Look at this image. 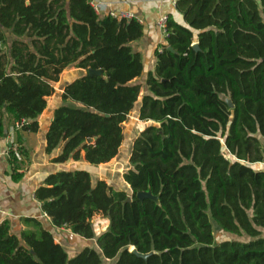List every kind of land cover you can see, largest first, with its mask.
Wrapping results in <instances>:
<instances>
[{"label": "trees", "instance_id": "trees-1", "mask_svg": "<svg viewBox=\"0 0 264 264\" xmlns=\"http://www.w3.org/2000/svg\"><path fill=\"white\" fill-rule=\"evenodd\" d=\"M175 7L182 19L168 14L142 93L134 80L144 61L131 45L144 35L137 18L100 15L90 0H0V135L6 120L27 118L22 129L38 130L70 66L84 70L65 85L47 128L46 151L62 147L55 162L111 161L140 97L139 119L150 122L124 173L131 194L94 185L89 166L53 172L35 192L55 227L95 242L70 256L50 230L18 236L5 220L0 264H264V0ZM149 189L160 204L136 197ZM96 215L110 221L99 235ZM214 223L248 239L216 241Z\"/></svg>", "mask_w": 264, "mask_h": 264}, {"label": "crops", "instance_id": "crops-1", "mask_svg": "<svg viewBox=\"0 0 264 264\" xmlns=\"http://www.w3.org/2000/svg\"><path fill=\"white\" fill-rule=\"evenodd\" d=\"M102 1L107 6L104 14H107L109 10H131L134 12L135 18L144 25V35L140 39L131 42L134 49L142 54L145 67L143 74L134 82L139 80L144 85L147 72L155 68L157 61L156 49L161 50L162 45L166 42L157 24L160 16L174 13L178 19H182L176 10L174 0ZM83 70L76 67L66 69L60 80L54 83L55 92L48 97L47 108L37 118L38 130L17 129L11 122L6 120L4 134L0 135V223L9 220L12 233L18 236L23 231L40 233L43 229L50 230L56 241L61 243L68 251L71 250L72 255L96 240L82 238L74 234L67 226L55 227L53 225L51 218L43 210V203L35 195L37 188L44 184L46 177L65 168L89 166L94 185L98 180H106L116 190L131 188L124 180L125 172H121V164L118 162L123 143L116 157L97 166L87 164L83 159L79 161L70 160L65 163L55 162L53 158L61 153L62 147H58L53 153L46 151L47 128L53 119L54 109L63 103L61 99L63 89L69 81L80 75ZM143 90H145V86L142 88V93ZM141 99L142 97L136 103L138 104V116ZM70 104L81 105L80 103L71 102ZM140 121L142 122V120ZM145 123L146 125L150 124V122ZM146 125L140 128L134 139ZM19 149H23V153H20ZM11 150L21 154V159L18 158L16 163L12 162ZM129 153L130 159L131 152ZM17 173L20 176H17ZM118 178L121 180H118ZM96 216L100 217L102 226L107 229L110 224L109 219L102 215Z\"/></svg>", "mask_w": 264, "mask_h": 264}, {"label": "rangeland", "instance_id": "rangeland-1", "mask_svg": "<svg viewBox=\"0 0 264 264\" xmlns=\"http://www.w3.org/2000/svg\"><path fill=\"white\" fill-rule=\"evenodd\" d=\"M10 41L13 40V37L9 38ZM8 51V50H7ZM74 66H70L67 69H72ZM145 86V85H142ZM145 92V90H143V93ZM229 100V99H228ZM138 111V104L135 105V108L129 113L127 120L124 122V141H123V148L121 150L120 156L118 158V162L121 164L120 165V170L121 172H126L129 168H130V162H129V152H131V147H132V142L134 137L137 135L138 131L140 130L141 127H143L144 125H146V123L144 121H140L139 120V116L137 114ZM118 180H121L120 178H118ZM119 184V183H118ZM123 189V188H121ZM129 194L132 193V189L128 188L126 190ZM100 217L96 216L93 219V226L95 229V232L97 235H99L101 232L105 231L106 229L102 226V223L100 222ZM215 226V235H216V241H219L223 238H237V239H241V240H247L248 237L247 236H238L235 234H231V233H226L221 231L220 229L217 228L216 223H214ZM97 246V244H96ZM69 255L72 256V252L71 250H69ZM108 263H111L112 260H108Z\"/></svg>", "mask_w": 264, "mask_h": 264}, {"label": "built area", "instance_id": "built-area-1", "mask_svg": "<svg viewBox=\"0 0 264 264\" xmlns=\"http://www.w3.org/2000/svg\"><path fill=\"white\" fill-rule=\"evenodd\" d=\"M90 3L95 8L96 12L100 15L104 14L106 12V4L102 0H90ZM174 3L176 4V0H174ZM110 16L117 18V19H132L135 17L134 12L131 10H120V11H114L109 10L108 13ZM158 27L161 29L163 37H167L169 35L168 30V14H162L158 20ZM29 120L27 118H22L19 120L15 128L21 129L24 125L28 124ZM16 155L19 159H21V154L16 151ZM260 164L264 165V160L260 162Z\"/></svg>", "mask_w": 264, "mask_h": 264}, {"label": "water", "instance_id": "water-1", "mask_svg": "<svg viewBox=\"0 0 264 264\" xmlns=\"http://www.w3.org/2000/svg\"><path fill=\"white\" fill-rule=\"evenodd\" d=\"M194 48L197 49V50L200 48L198 42H195V43H194ZM169 49H172V48L169 47ZM88 71H89V74H90L91 76H95V75H103V73H104V70H103V69L89 68ZM228 101H229V103L231 102L230 100H228ZM230 104H231V103H230ZM136 197H137L138 199H140V200L151 199V200H154L156 203L160 204V196H159V195H155V194H153V192H152L151 189H149L148 191H138L137 194H136ZM126 201H127V202H131V201H132V196L129 195V196L127 197ZM133 247H134V249L131 250V251H133V252L137 253L138 255L143 256V257H145V258L148 257L149 254L142 255V254L138 253V251H137V249H136L135 246H133Z\"/></svg>", "mask_w": 264, "mask_h": 264}, {"label": "bare ground", "instance_id": "bare-ground-1", "mask_svg": "<svg viewBox=\"0 0 264 264\" xmlns=\"http://www.w3.org/2000/svg\"><path fill=\"white\" fill-rule=\"evenodd\" d=\"M133 249H134V247L131 250H133Z\"/></svg>", "mask_w": 264, "mask_h": 264}]
</instances>
